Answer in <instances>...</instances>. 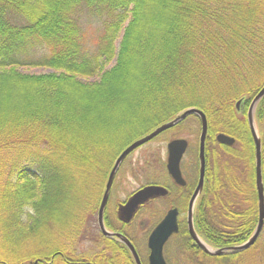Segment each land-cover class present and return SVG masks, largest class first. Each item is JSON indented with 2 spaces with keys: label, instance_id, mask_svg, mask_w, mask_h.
Instances as JSON below:
<instances>
[{
  "label": "trees",
  "instance_id": "16d2710c",
  "mask_svg": "<svg viewBox=\"0 0 264 264\" xmlns=\"http://www.w3.org/2000/svg\"><path fill=\"white\" fill-rule=\"evenodd\" d=\"M91 21L98 26L89 32ZM262 65L264 0H0V264H104L103 249L113 238L86 230L80 214L70 225L54 216L69 193L68 171L58 162L74 166L78 188L93 169L101 180L110 157L188 107L224 125ZM19 66L50 71L24 73ZM132 77L138 85L126 117L120 111L131 107L124 108L122 95ZM133 109L135 129L128 128L122 146L102 147L103 114L120 115L118 127H127ZM226 164L225 156L218 186L212 172L206 175L210 199L194 224L211 239L235 240ZM195 182L190 177L173 186L187 199ZM101 193L98 187L96 201ZM155 215L151 228L162 217ZM256 219V212L236 214L238 237L250 236ZM50 224L60 226L42 230ZM25 236L33 248L17 254ZM177 238H189L185 227Z\"/></svg>",
  "mask_w": 264,
  "mask_h": 264
},
{
  "label": "flooded vegetation",
  "instance_id": "af4514ba",
  "mask_svg": "<svg viewBox=\"0 0 264 264\" xmlns=\"http://www.w3.org/2000/svg\"><path fill=\"white\" fill-rule=\"evenodd\" d=\"M263 87H264V65H262V67L257 73L250 74L249 83L247 85V89L245 90V93L238 96L234 100L232 111L229 114L228 120L223 123L224 125H221L220 123H218V121H215V123L214 122L208 123L207 120V133L204 142V162H205L204 180H203L202 190L200 191L199 195L197 196L194 202L193 226L195 232L197 233L199 238L203 242H205L206 246H208L212 250L221 249L223 250V253L214 255L205 252V250L191 238L187 229V222H186L187 217L185 213L187 214L189 200L199 178V161H198L199 142H198L197 171L195 169V172L193 174L192 170L188 166H187L188 171H185V165L182 164V160L180 162V171L185 182L187 183L190 177L192 179L196 178L195 185L188 192L187 199H185V197L181 194V192L178 189H176L175 186H173V184L176 186H180V185H177L171 179L165 167V170L163 169V171L168 181L167 184L166 182L165 183L147 182L146 184H157L165 187L167 189V194L165 195L167 196V198L164 201L168 200V206L163 207L160 204L159 207L158 203L151 205L152 204L151 202H156L159 201L160 199H157L156 201H153L154 199L148 200L147 202L139 206L133 219L129 223H122L121 221H119V223L122 224V226L123 225L129 227L132 226L129 232L125 231L126 229L123 228L121 229L120 227L110 228L111 230L109 229L110 231L120 232L125 236L126 234L124 232L130 233L134 237L132 239H129L126 236L133 245V247L135 248V252L137 253L139 264H149L150 249L148 247L147 238L152 228L151 227L148 228L149 232L147 235H146V231L148 229L144 228L143 235L141 237V233H139L136 229V227H139L138 226L139 223L137 221L139 219L138 214L148 215L147 217L151 218V225H152V223L156 220L155 213L161 214L164 211L166 213L171 208L177 209L178 229H177V233L169 237L163 245L162 253L166 264H247V260L245 259L246 253L252 250L262 249V247H264V226H263L259 236L250 247L240 251L228 250L229 247L234 245H239L249 237L248 236L247 238L244 239H242V237H238L236 233V224H235L236 214L238 213L247 214L248 212L251 211L256 212L257 219L255 224H257L258 212H259L258 183H260L262 186L263 199H264V95L260 97L257 101H255L257 94L260 92V90ZM200 130H201V126H199V132ZM219 134H224L228 136L229 138H231V142L229 144L219 142L217 140V135ZM255 137L259 140L258 159H257V143ZM225 156L227 162L225 169L227 172V179H228L229 206L231 208V213L233 218L229 234H231V236L235 240H229V239L226 240L223 237L217 239H211L207 235L203 234L200 227H199L200 230L198 228L196 229L194 224L195 212H197V214L203 215V213L207 210V206H206L208 204L207 200L210 199V196H207V193L203 192V188L206 183L205 177L209 172H212L214 175L213 180L215 182L213 183L216 186H218L219 184L218 174L221 173V169H222L220 163L224 162ZM193 168H195V162ZM113 183L111 185V188L113 186ZM169 191H170V195L168 194ZM127 198L125 200H127ZM108 200H109V196L107 202ZM125 200L118 202V204L116 205V209H115L116 218H117L118 206L119 204L124 203ZM163 208H167V209L162 211ZM108 209H109L108 203H106L104 208L105 222L108 220V215H107ZM140 211L141 213H139ZM165 213L163 215H165ZM134 219H135V225H131L133 224L132 222ZM136 222L138 223V225ZM134 226H135V231H133ZM182 227H185V230L189 238H177V234ZM220 230L222 231L224 229H220ZM107 242H110V245H106V247L103 249L105 255L104 259L106 258L104 264H137L136 261H134L129 248L123 242L119 241L116 238L109 239V241ZM113 249L117 253L113 254L114 252ZM225 250L228 251L224 252ZM263 255H264V249H263ZM34 261L35 260L29 262V264H33ZM53 262L54 261L52 260L43 259L42 261H37V262L35 261L34 263L52 264ZM88 263H90L89 259H88Z\"/></svg>",
  "mask_w": 264,
  "mask_h": 264
},
{
  "label": "rangeland",
  "instance_id": "374dc122",
  "mask_svg": "<svg viewBox=\"0 0 264 264\" xmlns=\"http://www.w3.org/2000/svg\"><path fill=\"white\" fill-rule=\"evenodd\" d=\"M85 26H88L87 29L89 30V32H92L93 29L97 28L98 23L91 21V22H87ZM119 40L120 38H118L115 42L116 49L118 47ZM18 69L24 73H39V72L50 71L49 69L42 67V66H36V67L19 66ZM129 80H130L129 82L130 86H128L127 88L131 90H128L130 91L129 94H123L122 99L124 100V104H126L124 108L126 109L128 106H130L131 108L126 109L124 111H120V114L126 117H128L127 113L130 112L132 110V106H134L135 85H138V82L135 81V77L134 78L132 77ZM132 91H134V93H132ZM95 114H98V113L95 112ZM136 116L137 115L135 114V109H133L132 116H130V118H132L133 121L128 122L127 127H121L120 125L118 127L117 123L120 122L121 124V121H122V117L120 115L115 114V113L103 114L102 123L104 124V126L102 127L101 132H100V135H101L100 138L104 140L102 147L106 146L108 150H111V148H116V149L118 147L120 148L122 146L121 141L126 139L127 137L126 135L130 132V131L128 132L129 130L128 128H131L133 126V128L135 129V125H136L135 117ZM138 126L139 124L136 127ZM97 129L99 128L96 127V130ZM198 135H199V122L195 119V117L189 116L187 119H185V121L183 120V123H181L179 126L175 127L172 130L169 129L161 133L159 136L155 137L154 139L136 148L132 153H130L124 159L114 179V183L111 188V192L109 194V200L107 202L109 209L107 210L108 220L106 222L108 226L106 225V222L104 221L107 229L120 227L121 229L122 228L126 229L125 231L129 232L132 226L130 227L124 226V225L122 226V224L119 223V221L117 220L115 216V209H116V205L118 204V202L125 200L133 191L137 190L138 188H140L143 184H146L147 182H156V183L166 182V184L168 183L164 175L163 169L165 170L166 143L170 139H173V138L187 139L188 148L183 156L182 164L185 165V171H188L187 166L192 170L193 174L195 172V169L197 171ZM100 138L99 140H101ZM108 160L112 162L114 159L110 157ZM194 162H195V168H193ZM58 163L65 166L66 170L68 171L67 181L69 184V193H68V200H66L65 203H63L62 205L63 211L58 212L57 210L58 213L57 214L55 213L54 216L59 219L68 220L67 222L70 225L72 223L71 217L72 216L74 217L75 214H80L84 217L85 221L88 220V224L86 225L87 226L86 230H90L91 233H94V230L99 231L98 225H97V208L99 205V199L98 201H96V196L98 197V187L100 188V193L103 190L104 181L106 178L107 170L109 168H107L106 173L104 177L101 178V180H100L99 173H96V170L93 169L91 174H89L81 182H79V187L77 188L76 182L74 179V166L72 164L66 165L69 162H65L64 164L63 162H58ZM63 187H64V184H63ZM65 191L67 192L68 189L66 188ZM75 197L76 198L78 197L79 199V201L77 200L78 206L74 205L75 200H76ZM165 199L166 198L160 199L159 201H156V202H151L152 203L151 205L158 203L159 207H160V204L163 207H167L168 200L164 201ZM84 201L86 202L85 204H84ZM91 201H96L97 207L95 210H91V206H90ZM53 207L57 208L58 206L54 205ZM166 209L167 208H163L162 211ZM141 211L139 213H141ZM164 213L165 211L161 213L160 217ZM138 215H139L138 217L139 219L137 221L139 225L137 222L136 223L139 227H136V229L139 233H141V237H142L143 229L150 228L151 218L147 217L148 215L146 214H138ZM92 222H93V225H92ZM132 223L133 224L131 225H135V219L133 220ZM50 225L51 227L47 226L48 228L46 227V228H43L42 230L45 231L46 233L47 232L53 233L55 232L54 227H57V225L60 226V224H55V225L50 224ZM63 225L65 227L67 224H63ZM93 226H95V229H93ZM133 231H135V226H134ZM148 232H149V229L146 231V235L148 234ZM0 238H1V231H0ZM89 240L91 239L87 238V240L83 243V246H82L83 248L90 246V243L88 242ZM37 244L40 245L39 243ZM32 248H33V242H30V239H28V237L25 236V239H23V242L20 241L18 244L17 254H24V251L32 250ZM263 249L264 247H262V249L252 250L250 252H247L246 258H245L247 260V264H264Z\"/></svg>",
  "mask_w": 264,
  "mask_h": 264
},
{
  "label": "water",
  "instance_id": "95a60500",
  "mask_svg": "<svg viewBox=\"0 0 264 264\" xmlns=\"http://www.w3.org/2000/svg\"><path fill=\"white\" fill-rule=\"evenodd\" d=\"M264 95V87L260 90V92L257 94L255 101H257L260 97ZM194 114L199 117L200 124H201V130L199 133V153H198V161H199V178L198 182L191 194L189 204H188V210H187V229L191 236V238L199 245L201 246L205 252L209 254H219L223 253V250L218 249H210L208 246H206L205 242H203L197 233L195 232L194 226H193V207L194 202L199 195L200 191L203 187V180H204V142L205 137L207 133V118L205 113L196 107H188L182 111H180L178 114H176L173 118H171L168 121H165L158 126H156L154 129H152L150 132L142 135L139 138H136L134 141H132L130 144H128L126 147H124L119 154L114 159V162L108 172L106 182L104 185V189L102 192L101 200L99 203L98 211H97V224L100 232L109 238H116L119 241L123 242L130 250L131 255L133 256L134 261H136L137 264H139V260L137 257V253L135 252V248L129 241V239L123 235L120 232L116 231H110L107 230L105 223H104V208L107 203V199L109 196L110 188L113 183L114 177L116 175V172L121 165L122 161L136 148L139 146L145 144L146 142L150 141L154 137H156L161 132L179 124L182 122L187 116ZM256 136V135H255ZM217 140L222 143L229 144L231 142V138L224 134L217 135ZM256 143H257V159L259 157V140L255 137ZM188 142L185 138H173L169 140L166 143V151H167V158H166V169L168 174L171 176V178L175 181V183L179 185H184L185 180L183 179L179 167V163L181 160V157L183 156L186 148H187ZM258 190H259V200H258V221L257 224L251 233V235L241 244L234 245L229 247L228 250L230 251H240L244 250L248 247H250L257 237L259 236L263 225H264V199H263V190L260 183H258ZM167 193V189L161 185L157 184H148L145 186L140 187L138 190L133 192L127 200L119 204L117 209V217L120 221L127 223L132 220L134 217L137 209L139 206L145 202H147L150 199L164 196ZM177 209L171 208L169 209L165 215L162 217V219L153 227L151 232L148 235V247L150 249L149 253V264H166L164 258H163V245L166 242V240L177 231ZM225 250L224 252L228 251Z\"/></svg>",
  "mask_w": 264,
  "mask_h": 264
}]
</instances>
